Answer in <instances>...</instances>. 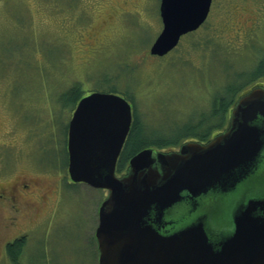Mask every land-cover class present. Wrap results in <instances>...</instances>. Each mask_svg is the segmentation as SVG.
Instances as JSON below:
<instances>
[{
  "label": "rangeland",
  "instance_id": "374dc122",
  "mask_svg": "<svg viewBox=\"0 0 264 264\" xmlns=\"http://www.w3.org/2000/svg\"><path fill=\"white\" fill-rule=\"evenodd\" d=\"M159 3L0 0V159L7 150L13 174L39 175L58 195L57 202L51 195L43 216L23 208L18 225L9 230L0 215V264H98L94 235L107 191L69 183L63 179L67 167L53 164L51 150L56 143L59 149L66 145L72 113L58 98L70 85L79 82L83 94L128 90L139 120L166 135L208 111L230 63L214 61L212 47L228 51L233 65L244 68L264 50V0H212L201 27L182 36L168 54L153 56L149 48L162 28ZM260 195L264 163L230 192L202 196L195 213L179 205L167 215L185 225L206 214L207 230L224 235L240 204ZM17 230L27 242L15 263L3 255L1 244Z\"/></svg>",
  "mask_w": 264,
  "mask_h": 264
},
{
  "label": "water",
  "instance_id": "95a60500",
  "mask_svg": "<svg viewBox=\"0 0 264 264\" xmlns=\"http://www.w3.org/2000/svg\"><path fill=\"white\" fill-rule=\"evenodd\" d=\"M210 5L211 0H160L162 28L149 53L162 57L172 51L205 22ZM131 108L118 94L93 91L79 99L68 121L70 180L107 190L95 229L98 264H264V195L245 199L224 235L211 234L202 215L161 228L164 215L183 199L224 195L264 163V86L240 96L227 128L208 142H187L174 152L142 149L117 177Z\"/></svg>",
  "mask_w": 264,
  "mask_h": 264
},
{
  "label": "trees",
  "instance_id": "16d2710c",
  "mask_svg": "<svg viewBox=\"0 0 264 264\" xmlns=\"http://www.w3.org/2000/svg\"><path fill=\"white\" fill-rule=\"evenodd\" d=\"M212 49H214L215 54L214 61L217 62L227 59L230 63L222 72V80L219 81L216 89L213 91L208 111L205 113L201 112L198 117L190 118L182 125L176 126L171 130L169 129L167 134L163 135L160 132L150 130V126L139 120L138 113L134 109L132 111L130 129L117 160V174L122 173L128 166V160L144 148H153L155 150L170 152L176 150L188 141L200 143L209 141L213 136L225 130L229 123L230 111L238 98L255 86H264V50L260 52L259 56L255 57L252 66L244 68L233 65L230 58L226 57L228 51L220 54L222 50L217 49V47H212ZM119 91V95L123 96L128 101H133L128 90ZM90 92L92 91L88 93ZM86 94H83L81 84L75 82L70 85L66 91L60 94L58 102L62 107H67L72 112L79 99ZM59 146L60 144L56 143L55 150H53V148L51 150L53 153V164L54 162L55 164L59 163L60 166L65 169L67 167L65 145L64 148L62 147L61 149H59ZM62 150L65 159L61 160ZM22 247L23 244L19 241L7 247V251L15 263L21 256Z\"/></svg>",
  "mask_w": 264,
  "mask_h": 264
},
{
  "label": "flooded vegetation",
  "instance_id": "af4514ba",
  "mask_svg": "<svg viewBox=\"0 0 264 264\" xmlns=\"http://www.w3.org/2000/svg\"><path fill=\"white\" fill-rule=\"evenodd\" d=\"M7 146V144H5ZM66 150V146H65ZM6 155H3V158H1L0 162V215L4 217L5 219V228L7 230L15 227L19 223V213L21 212L22 217V209L28 208L32 211L36 212L34 215L35 217L43 216L48 212L49 204L51 202V195L54 196V201L58 198L57 195V188H52L50 186H47L45 183H43V180L37 176L36 174H29L25 171H17L13 174L12 168L9 169L8 167V161H7V150H5ZM125 168L122 173L118 174L123 175L126 172ZM65 181H69L68 177H63ZM61 179H59L58 188L60 186ZM59 194V193H58ZM205 196V195H204ZM220 195L216 193V197H219ZM200 199L201 197H198L196 199H189L185 198L182 201H180L176 206L182 205L184 207H187V213L192 214L199 210L200 208ZM57 202V200H56ZM56 202H54L56 204ZM53 203V204H54ZM39 207L42 209V211H39ZM33 208V209H32ZM173 208L171 210H173ZM39 214V215H38ZM38 215V216H37ZM205 216L206 214H200L199 216ZM31 217H33L31 215ZM195 218V219H196ZM193 219V220H195ZM163 226L162 229L166 228H172L173 225H175V222L173 219L168 217V215H164L163 217ZM172 222L171 224L166 225L165 223ZM35 225V224H34ZM24 231L17 230L13 232L11 235H6L2 240V253L4 256H10L7 247L8 245L13 244L16 241L22 242L23 246L27 242V238H25ZM11 260V256L9 257Z\"/></svg>",
  "mask_w": 264,
  "mask_h": 264
}]
</instances>
